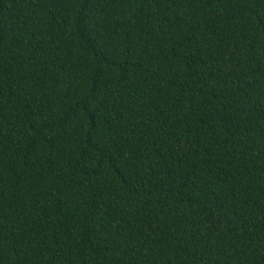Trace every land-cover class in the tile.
Returning a JSON list of instances; mask_svg holds the SVG:
<instances>
[{"label":"trees","instance_id":"1","mask_svg":"<svg viewBox=\"0 0 264 264\" xmlns=\"http://www.w3.org/2000/svg\"><path fill=\"white\" fill-rule=\"evenodd\" d=\"M0 264H264V0H0Z\"/></svg>","mask_w":264,"mask_h":264}]
</instances>
